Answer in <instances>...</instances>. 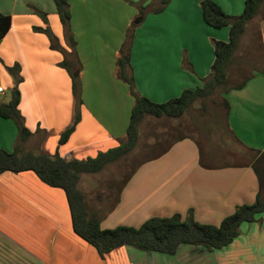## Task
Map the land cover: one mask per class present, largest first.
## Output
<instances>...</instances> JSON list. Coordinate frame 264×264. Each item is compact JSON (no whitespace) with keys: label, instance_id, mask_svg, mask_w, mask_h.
<instances>
[{"label":"crops","instance_id":"crops-1","mask_svg":"<svg viewBox=\"0 0 264 264\" xmlns=\"http://www.w3.org/2000/svg\"><path fill=\"white\" fill-rule=\"evenodd\" d=\"M200 1L170 0L161 12L138 20L129 61L137 94L160 104L184 90L201 87L202 79L208 77L214 61L212 41L227 42L229 30L205 24ZM212 1L229 16L240 15L245 2ZM160 3L67 0L74 59L79 63L75 75L81 83L77 109L71 78L59 67L62 54L33 30L47 27L58 45L67 47L53 0H0V15L11 18L8 32L0 39V96L13 88L6 69L18 65L22 79L18 110L31 133L17 145L16 125L0 117V150L10 153L18 146L35 153H58L69 161L93 158L118 146L125 139L134 103L116 67L133 15L131 6L140 9ZM263 15L264 3L250 22L260 17L256 25L264 64ZM94 47L106 48L107 53L102 56L103 52L91 50ZM250 75L242 88L232 87L222 94L229 105L224 122L241 150L264 153V73L252 71ZM77 111L79 120L73 132L59 145V136L72 126ZM198 143L187 135L175 140L165 154L140 165L113 201L106 200L110 202L107 208L99 199L95 207L88 205L99 215L100 228H137L152 217L179 215L185 220L190 214L200 224L218 226L237 206L251 205L258 183L250 167L235 164L244 155L242 151L227 152L218 143L205 146L203 157L210 168H203ZM100 173L82 175L94 180ZM79 181L86 198L93 188L86 192ZM0 264H264V214L257 215L256 222L242 223L239 235L220 250L181 245L168 256L121 247L101 259L73 234L60 189L43 184L32 172H4L0 174Z\"/></svg>","mask_w":264,"mask_h":264},{"label":"trees","instance_id":"trees-1","mask_svg":"<svg viewBox=\"0 0 264 264\" xmlns=\"http://www.w3.org/2000/svg\"><path fill=\"white\" fill-rule=\"evenodd\" d=\"M53 2L67 43L72 48L71 53L66 54L47 27L43 30L38 28L33 30L47 34L50 48L59 51L64 56L63 61L59 63V67L65 69L71 78L72 93L78 109L81 104L79 98L80 87L75 70L79 68V63L77 59H74L75 43L69 27L70 12L67 0H53ZM167 2L168 0H161V7L157 10L158 13L166 6ZM263 3L264 0H245L242 13L237 16H229L212 0H201L200 9L203 21L213 29L227 27L229 30L228 41H212L214 61L208 77L202 79L201 87L193 90H184L177 98L160 104L153 103L135 92L129 66L131 40L127 34L125 43L120 50V56L116 61L117 77L127 84L129 93L134 99L125 139L118 146L105 152H99L93 158L83 160L72 159L66 161L58 153L48 155L33 151L21 152L18 146L10 153L0 150V174L4 172L12 174L32 172L43 184L51 188L60 189L66 199L73 234L95 249L101 259L121 247H132L142 252L172 256L181 245L200 246L209 252L228 246L239 235V227L242 223L256 222V216L264 214L263 152L246 149L247 156L243 155L235 162L237 166L244 165L252 169L257 179L258 192L251 205L237 206L234 212L222 219L218 226L200 224L194 221L190 214L185 220H182L179 215L163 218L152 217L137 228L117 226L113 229L103 230L100 228L99 215L88 208L85 196L78 188V181L82 174L100 173L107 165L127 156L136 145L138 128L144 118H180L196 100L210 97L217 89H220L221 94L231 89L232 87L225 89L228 82V66L232 61L239 38L245 32L247 24L257 16ZM41 17L46 23L45 15H41ZM262 18H264V15ZM10 23V16L0 15V39L8 32ZM6 70L13 78V88L11 89L9 102L7 104L0 103V117L14 122L17 128V145H20L31 135L25 127L24 120L18 110V85L22 82V79L19 76L18 65L15 64ZM262 71L264 73V69ZM250 76L244 78L242 82L233 88H242ZM223 105L226 114L229 105L224 99ZM78 120L77 111L72 126L59 136V145L64 144L68 140ZM177 140H180V138ZM172 144L173 142L140 162L126 177L123 184L127 182L140 165L159 158L169 150ZM199 152L201 155L200 165L203 168H210L205 162L203 151L200 147Z\"/></svg>","mask_w":264,"mask_h":264},{"label":"rangeland","instance_id":"rangeland-1","mask_svg":"<svg viewBox=\"0 0 264 264\" xmlns=\"http://www.w3.org/2000/svg\"><path fill=\"white\" fill-rule=\"evenodd\" d=\"M169 1L170 0H168V2ZM160 7L161 5L154 4L150 7L142 6L139 9L132 5L131 8L133 15L131 17V23L129 24L130 27L126 28L127 32L125 31V36L128 34L130 36V40H134L135 30L138 28L136 27L138 25L136 22L147 14L156 15L158 13L157 10L160 9ZM259 18L260 17L257 19ZM257 19L247 24L245 32L238 40L237 48L227 69L228 82L225 89L236 86L242 82L244 78L249 76L252 71L264 69L259 46V36L257 33ZM38 29L43 30L44 28ZM42 34L49 43L47 34L44 32ZM52 36L54 37L53 34ZM124 43L125 42L123 41V44ZM123 44L121 45V48ZM61 48L66 52V54H70L72 51V48L69 47V45L65 48ZM105 49L106 48L102 47L91 48V50L103 52L100 53L102 56H104V53H107ZM62 57L64 59L63 55ZM78 82L81 89V83L79 80ZM10 97L11 89H5L3 95L0 96V102L7 103L8 100H10ZM132 102H134L133 96H131V104ZM224 120L225 108L220 89H217L216 92L208 98L196 100L180 118H144L138 128V140L136 145L127 156L121 158L117 162L107 165L98 176H95L94 180H90V176H80V189L83 190L84 186L86 187L84 189L85 191L86 189L93 188L92 192L88 193V198H85V202L88 199V203L86 202L87 206L89 205L90 208H93L99 199V201L101 200L107 203L105 204L107 208L108 203L110 204V202H107L106 200L111 198V202L113 201L112 199L117 193L119 187L140 162L149 158L156 152H159L178 138L186 135L197 139L202 151H204L203 149H205V146H211L214 143H218L223 144L227 152L236 153L239 150L240 152L242 151L244 156H247V151L244 149L241 150L233 140L231 134L226 130ZM27 149L28 148H22L20 151L24 152V150ZM229 162H233L232 159H229ZM83 182H85V184H83ZM95 200L97 201L95 202Z\"/></svg>","mask_w":264,"mask_h":264},{"label":"built area","instance_id":"built-area-1","mask_svg":"<svg viewBox=\"0 0 264 264\" xmlns=\"http://www.w3.org/2000/svg\"><path fill=\"white\" fill-rule=\"evenodd\" d=\"M3 92V89L2 88H0V93H2Z\"/></svg>","mask_w":264,"mask_h":264},{"label":"water","instance_id":"water-1","mask_svg":"<svg viewBox=\"0 0 264 264\" xmlns=\"http://www.w3.org/2000/svg\"><path fill=\"white\" fill-rule=\"evenodd\" d=\"M137 23V22H136Z\"/></svg>","mask_w":264,"mask_h":264}]
</instances>
